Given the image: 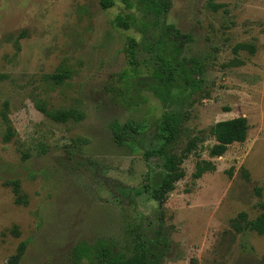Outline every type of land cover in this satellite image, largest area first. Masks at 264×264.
<instances>
[{
    "label": "rangeland",
    "instance_id": "obj_1",
    "mask_svg": "<svg viewBox=\"0 0 264 264\" xmlns=\"http://www.w3.org/2000/svg\"><path fill=\"white\" fill-rule=\"evenodd\" d=\"M101 1L0 0V264L21 245L18 264H71L75 245L99 238L126 258L146 249L147 264H264V235L232 228L240 214L254 220L264 211V0H167L166 24L190 37L184 55L201 67L169 79L165 104L146 91L142 102L118 96L129 79L120 76L131 75L127 41L142 35L112 22L140 17L141 5L110 0L103 9ZM22 31L16 52L7 38ZM139 71L147 77L143 65ZM38 102L81 118L54 123ZM164 115L182 119L174 154L181 158L189 141L196 148L159 208L143 188L162 170V159L145 153L162 143ZM238 117L247 120L246 140L210 158L209 128ZM114 121L142 129L135 147L113 142ZM197 161L214 171L194 179ZM6 180L19 181L25 206L14 203ZM119 187L142 194L132 202Z\"/></svg>",
    "mask_w": 264,
    "mask_h": 264
},
{
    "label": "trees",
    "instance_id": "obj_2",
    "mask_svg": "<svg viewBox=\"0 0 264 264\" xmlns=\"http://www.w3.org/2000/svg\"><path fill=\"white\" fill-rule=\"evenodd\" d=\"M141 5V16L136 17L132 14L118 15L112 24L120 29H134L142 35L141 43L133 39L127 41L125 54L127 65L130 67V74L121 75V79L127 80L125 86L119 91L121 98L128 101L142 102L144 99L139 95L141 91L150 93L161 104H165L169 98V79L171 77L191 78L199 74L201 62L194 57L184 55L183 44L190 41V37L181 33L173 25L166 24V14L169 8L167 0H139ZM103 9L111 7L110 0H102ZM25 36L22 31L14 38L8 36L7 40L12 41L15 51L18 52L19 39ZM247 49L246 45H238L235 51ZM253 50V49H252ZM141 52L148 54V59L139 60ZM146 69V78L139 77L140 66ZM56 83L62 81V75L52 77ZM133 90V93H132ZM36 109L46 118L54 123L65 124L72 120H79L81 117L74 110L53 111L46 108L44 102H38ZM5 112L1 111L0 121L5 123ZM181 117H169L164 115L162 120V134L160 140L162 143L145 153V158L159 157L162 159V170L157 173L151 180V188L144 186L145 193L149 194L152 200L157 201L159 208L163 204L165 195L173 190V184L183 178V173L178 166L182 160L187 158L196 148L194 141H189L183 149L181 158H178L173 152V146L176 143L181 125ZM112 140L116 145H131L139 141L142 135V129L134 122H127L120 125L116 121L110 125ZM248 131L247 120L238 117L230 120L220 121L209 128V135L215 143L209 149V157H221L227 148L235 143H243L246 140ZM13 136V131L5 129L2 133L4 141H9ZM214 166L206 161H197L192 177L199 179L207 172H213ZM243 176L246 173L241 170ZM230 174V171H229ZM4 185L10 187L14 196V203L25 206L27 204L25 195L20 190L18 180H6ZM118 192L125 198L132 199L135 202L142 194L139 189L119 187ZM260 194V189L256 190ZM258 207L264 210V203ZM232 228L239 233L243 230L255 232L258 235H264V211L254 220H248L245 214H240L233 222ZM24 252V246L21 245L16 254L11 257L8 264H18ZM146 249L142 248L141 253L137 256L126 258L119 251H115L113 242L105 238L96 239L92 243L84 241L75 245L70 253L69 260L71 264H147L145 253Z\"/></svg>",
    "mask_w": 264,
    "mask_h": 264
}]
</instances>
